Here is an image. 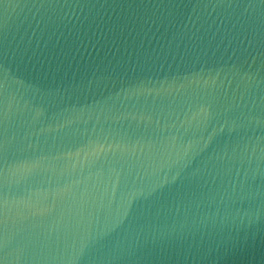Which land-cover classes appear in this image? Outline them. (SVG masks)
<instances>
[{
	"label": "water",
	"instance_id": "water-1",
	"mask_svg": "<svg viewBox=\"0 0 264 264\" xmlns=\"http://www.w3.org/2000/svg\"><path fill=\"white\" fill-rule=\"evenodd\" d=\"M0 264H264V0H0Z\"/></svg>",
	"mask_w": 264,
	"mask_h": 264
}]
</instances>
